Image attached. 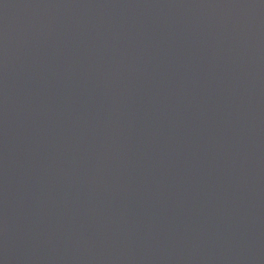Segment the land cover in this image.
Instances as JSON below:
<instances>
[{"label": "water", "instance_id": "obj_1", "mask_svg": "<svg viewBox=\"0 0 264 264\" xmlns=\"http://www.w3.org/2000/svg\"><path fill=\"white\" fill-rule=\"evenodd\" d=\"M0 264H264V0H0Z\"/></svg>", "mask_w": 264, "mask_h": 264}]
</instances>
